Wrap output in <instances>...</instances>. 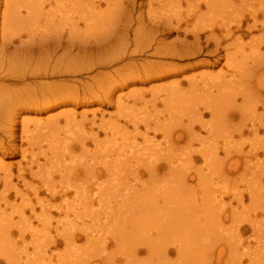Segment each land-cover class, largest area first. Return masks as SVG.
<instances>
[{
    "label": "rangeland",
    "instance_id": "obj_1",
    "mask_svg": "<svg viewBox=\"0 0 264 264\" xmlns=\"http://www.w3.org/2000/svg\"><path fill=\"white\" fill-rule=\"evenodd\" d=\"M32 1L0 0V45L3 44L5 47L0 51V147L3 148L0 153L4 154L0 162L2 160L4 165H9L12 173L10 179L0 181V205L4 210L5 218L18 222V227L24 230L28 226L33 227L36 231L34 237L39 235L42 239L38 237L34 240L33 235H28L26 232L23 236L17 234L16 229H12L13 235L0 242L2 251L10 253V256L8 254L5 256L6 253L5 255L3 253L2 264H60L62 260V264L70 263L67 260L73 254L65 249L66 245L63 243L68 237L67 235L65 236L67 238L61 237L67 229L65 225L76 223L78 231L82 229L80 232L88 228L86 225H92L89 223V218L86 219V214L83 217L78 214L82 211L79 210V195H74L75 191L81 194L92 188V179L89 176L91 173L83 172L85 162L86 165L97 163L94 168L100 171L96 172L97 188L102 190L99 191L101 196L103 195L100 198L107 200L105 203V199L97 200L100 204L98 209L102 220L98 230L103 231L96 233L92 229L96 233L95 236L94 232L89 230L87 237L75 231L76 236L71 240L75 247L74 252L78 251L75 255L81 254L76 257L82 259L80 264L85 262L86 264H264V29L261 30L262 27L258 25L264 14V0H248V5L247 1L240 3V0H232L234 3L230 4V0H213L212 6L209 3L208 8L205 7L204 2L212 0H190L189 3H193L192 5L200 6L194 13L187 8V0H64L65 4L63 0H52L50 4L43 0L44 11L50 18L49 22L41 20L40 23L33 24L35 31L29 35L26 33V30H29L26 28L29 23L27 25L26 23L29 21L27 12L31 13L29 5ZM39 2L41 3L39 10H41L42 0ZM6 10L9 11V16H5L6 23H3ZM253 16L257 19V28L250 32L247 26L252 23ZM88 17L90 20L87 22ZM166 22L173 25L180 22L179 31L167 30ZM156 26H159L158 30ZM224 28H230L232 32L227 39L222 38ZM149 29H153L151 34ZM190 29L199 32L203 47L202 54L190 56L154 54L161 41L168 46L174 44L176 49H179L181 42L192 43L193 38L186 34V31H191ZM19 30H22L21 33ZM210 30L219 38L218 49L212 42L206 41ZM16 33L20 37L16 38L14 36ZM151 36L155 39L153 42L150 41ZM77 37L87 43L79 44L81 42H78L80 39H76ZM29 39L34 44H38L30 54L26 52V48L19 47L20 42L24 43ZM46 39L48 41L44 49H41L39 44ZM216 49L215 55L206 56L208 52ZM73 66L76 70L72 68ZM52 67H54L53 71L50 70ZM6 71L10 73L3 75L2 72ZM218 75H222L221 78L229 81L230 85L221 89L203 87ZM190 78H194L192 84L187 82ZM177 81L182 83L175 88L173 85ZM156 88L164 89L162 93L166 94L163 98H167V104L160 102L159 94L156 92L153 94L152 90ZM219 93L223 95L219 96ZM167 94L174 96L175 100H169ZM59 97L60 100L53 99ZM206 103L217 104L216 107L221 109L220 115L214 117L207 113L204 110ZM236 106H239L241 115L236 114L238 112ZM233 108L236 112L226 118L224 112L234 111ZM69 112L75 113L77 121H81L80 116L85 114L88 122L81 127H67L64 119L58 116L64 113L70 114ZM53 116L60 118L57 126H60L58 129L60 128L61 131L54 130V133L57 131V137L52 133L53 130L43 129V125L37 126ZM93 116L94 126L90 120ZM171 119L172 121L169 122ZM26 120L28 123L25 122ZM253 123L254 128H258L255 134L250 130ZM24 125L29 128L22 127ZM134 125H138V132H135ZM166 125L170 127H167L168 130ZM189 125L196 134L201 135L198 141L189 143L185 135L186 127L188 128ZM7 126L11 133L5 134L3 129L6 130ZM204 127L206 130L203 129ZM80 128L83 134L97 133V138L100 140L96 147L92 141L87 142L86 149L89 152L87 155L80 151L79 145L74 141L77 134L81 135V131L78 132ZM210 129L213 138L212 135L210 137ZM166 132L172 134L169 137L170 142L167 140ZM176 132L182 134V138L173 140V134ZM145 134L147 135L144 136ZM50 135L58 140L59 148H63L69 142L72 144L71 154L66 151L64 155L61 152L55 154L65 156L66 160L60 164L73 166L78 172H64L65 174L39 172L40 177L42 176L40 179L39 174L35 179L31 172H23L24 180L17 179V174L20 173L19 164L26 167L31 158L37 156L42 166L45 160H43L44 156H40L41 152L45 150L49 155L50 152L54 153L53 150L50 152L46 150L48 149L46 140L52 138ZM10 143L13 145L12 148H8ZM133 147L136 149V155L140 153V156L135 158L138 159L137 162L129 156L134 150ZM131 148L133 150L129 151ZM6 149H9L8 152ZM20 152L26 155L25 159ZM118 154L122 156L119 157ZM102 155H106L104 158L110 159L111 162L114 159L110 166L112 172H106L107 170L104 172L101 164L104 159ZM189 155L191 159L188 158ZM93 156L97 158L96 162ZM127 157L131 161L123 165L122 158ZM167 157L170 158L167 159L169 162L173 159V164L178 165L179 172H168L165 164ZM153 160L158 163L157 172H148L144 168L146 162ZM136 163L141 164L135 165ZM129 164L131 167L135 165H133L135 168H132L134 172L131 171ZM122 166L127 168H120ZM0 174L2 179L3 172ZM50 188L53 190L50 194H55L52 199L46 191ZM37 189L40 191L38 192L40 199L49 200L43 204L48 211L47 215L43 213L46 216H40L41 206H38L34 200L33 193ZM15 191L22 196L13 195ZM125 193H130L128 199ZM139 193L141 197L144 196V200H147L145 203L139 201ZM6 194L7 204L3 205L1 195ZM121 197H125L124 202ZM117 200L119 204H121L120 200L123 202L120 208ZM133 201L140 207L139 210L138 208L135 210L137 206L130 203ZM150 202L151 205L148 206ZM31 203L35 204L36 212L40 215L25 220L23 223L25 225L21 226L23 219L21 216L29 217L27 210ZM73 206L76 209L79 207V211L72 210ZM64 213L65 215L67 213V217H64ZM73 213L78 219L72 216ZM148 213L149 215L152 213L151 219L147 218ZM103 216L107 217L103 218ZM47 217L51 218V221H48ZM121 217L126 223L124 227ZM139 219L140 223H137ZM56 220L62 222L59 221L58 225ZM102 222L105 224L103 225ZM132 224L135 226L134 229L138 228V232L133 233L137 230L133 229ZM94 225L97 226L96 223ZM179 226L186 227L187 231H183L185 228ZM119 227L123 228L127 235ZM156 227L160 231H155ZM180 229L182 231H179ZM156 234H161L159 240L155 239ZM183 236L187 237L182 239ZM52 238L53 241L56 239V247H53ZM90 238L94 239L90 240ZM124 241L130 242V245L126 246ZM147 243L151 244L148 246H153L151 251L145 246ZM103 244L101 248L100 245ZM35 250H39V253L45 252V255L39 256ZM65 250L69 252V258L64 255L67 254ZM84 253H87L86 256ZM35 254L41 261L33 260ZM32 255L34 256L31 258ZM74 257L72 256L71 259ZM6 258L9 259L8 262Z\"/></svg>",
    "mask_w": 264,
    "mask_h": 264
},
{
    "label": "bare ground",
    "instance_id": "obj_2",
    "mask_svg": "<svg viewBox=\"0 0 264 264\" xmlns=\"http://www.w3.org/2000/svg\"><path fill=\"white\" fill-rule=\"evenodd\" d=\"M23 1V0H22ZM27 1V0H26ZM51 1L52 0H46V2H48L49 4L51 3ZM57 1H59V0H57ZM77 1V0H76ZM189 1L190 0H187V2H186V4L188 3V9H190L189 11L190 12H192V13H194V11H196V10H198L197 8L198 7H200L199 6V4H196V5H192L191 3H189ZM210 1V0H209ZM215 1V0H214ZM213 0L212 1H210V2H208V1H205L204 2V5H205V7L206 8H208L209 7V3H210V6H212V4H213V2H214ZM229 1V0H228ZM245 1H247V5H248V0H240V3H242V2H244L245 3ZM263 1V0H262ZM56 2V1H55ZM62 2V1H61ZM65 1L63 0V4H65L64 3ZM67 2V1H66ZM218 2V1H217ZM226 2V1H225ZM251 2V1H250ZM25 3V2H24ZM44 3H45V1L43 2V0H42V7H41V10H39V7H40V5H41V3L39 2V0H33L32 1V3H31V5H29V6H31V8H29L30 10H31V13L30 12H27L28 10L27 9H25V10H27L26 12H27V15H28V17H27V20L29 19V21L26 23V25L28 24V26L26 27V28H28L29 30L27 31L26 30V33L27 34H29L30 35V33H34V31H35V25L34 26H32L33 24H36V23H40V21L41 20H44V21H46V22H49L48 20L50 19V18H48L49 17V15H47V13L44 11V7H43V5H44ZM58 3V2H57ZM200 3V2H199ZM223 3V2H222ZM221 3V4H222ZM230 4H233L234 3V1H232V0H230V2H229ZM26 4V3H25ZM224 4V3H223ZM9 5V4H8ZM27 5H28V3H27ZM46 5V4H45ZM246 5V4H245ZM78 6V5H77ZM25 7H26V5H25ZM28 7V6H27ZM65 7V6H64ZM264 7V6H263ZM18 8V7H17ZM20 6H19V10H20ZM194 8V9H193ZM212 8V7H211ZM231 8V7H230ZM58 9H59V7H58ZM29 10V11H30ZM75 10V9H74ZM32 11H33V13H32ZM233 11V10H232ZM9 11L8 10H6L5 11V14H4V19H3V23H6V17H8L9 16V13H8ZM58 12V11H57ZM59 12H61V11H59ZM71 12V11H70ZM187 12V11H186ZM189 12V13H190ZM210 12V11H209ZM12 13V12H11ZM73 13V12H72ZM18 14V13H17ZM191 14V13H190ZM16 15V14H15ZM14 15V16H15ZM26 15V16H27ZM195 15V14H194ZM6 16V17H5ZM18 16V15H17ZM54 16V15H53ZM60 16H63V15H60ZM20 17V16H19ZM102 17V16H101ZM18 18V17H17ZM90 17H88L87 18V22H88V20H90L89 19ZM97 18H98V16H97ZM255 18V19H254ZM19 19V18H18ZM252 23L249 25V26H247V29H248V31H250V32H252V31H254V30H256L255 28H257V19H256V17L255 16H253L252 17ZM11 20H13L12 18H11ZM26 20V21H27ZM14 21H16L15 19H14ZM22 21V19L20 20V22ZM62 21V20H61ZM82 21V20H81ZM92 21V20H91ZM17 22V21H16ZM19 22V23H20ZM46 22H44L45 24H47ZM90 22V21H89ZM259 22V21H258ZM10 23H11V21H10ZM179 23L180 22H177L175 25H173V23L172 24H170V22L169 23H167L166 22V27L168 28H164V29H167V30H170V31H172V30H174L175 32H177V31H179V27H180V25H179ZM260 24H258V25H260V27H262L261 28V30L262 29H264V14H263V18H262V20L259 22ZM96 24V23H95ZM153 24V23H152ZM9 25V24H8ZM23 25H25V23H23ZM97 25V24H96ZM102 26V25H101ZM100 26V27H101ZM163 26V25H162ZM171 26V27H170ZM153 27V26H152ZM157 28V30L159 29V26H156ZM164 27V26H163ZM196 27V26H195ZM3 28V27H2ZM20 28V27H19ZM34 28V29H33ZM39 28V27H38ZM59 28V27H58ZM102 28V27H101ZM104 28V27H103ZM76 29V28H75ZM151 29V28H150ZM149 29V30H150ZM24 30V29H23ZM78 30V29H77ZM125 30V29H124ZM153 30V29H152ZM152 30H150V34H151V31ZM157 30H156V32H157ZM191 30V29H190ZM258 30V29H257ZM21 31L22 30H19V32L21 33ZM61 31V30H60ZM222 31H223V34H222V38L223 39H227V38H229L230 37V35H232L231 33V29L230 28H224V29H222ZM37 32V31H36ZM19 33V34H20ZM71 33V32H70ZM69 33V34H70ZM153 33V32H152ZM191 33V34H190ZM6 34V33H5ZM36 34V33H35ZM71 34H73V33H71ZM186 34H188V35H191V37L193 38L192 40V43L191 42H189V43H186V42H181L179 45H180V47H179V49H176V46L174 45V44H171L170 46H168L167 44H165L163 41H161L160 43H159V46L157 47L158 49H156V51H154V54H157L158 53V55H178V54H183L184 56H190V55H199V54H202V52H203V47H202V45H201V37H200V35H199V32H197V30L195 31L194 29L193 30H191V31H186ZM14 36H16V38L17 37H20L19 35H18V33H16V34H14ZM213 35V32L210 30V34H208V36H207V38H206V41H210V42H212L213 44H214V46L218 49L219 47H220V42H219V38L216 36H214ZM13 37V36H12ZM30 38H31V36H29ZM59 37V36H58ZM7 39H8V37H6ZM15 38V37H14ZM51 38V37H50ZM13 39V38H12ZM76 39H80V41H78V42H81V43H79V44H83V42H84V40L82 41L81 40V38H79V37H77ZM150 39H152V40H150L151 42H153L155 39H153V37L151 36V38ZM11 40V39H10ZM46 41H48L47 39L46 40H44V41H42L40 44H39V47L41 48V49H44V47H45V44H46ZM50 41V40H49ZM55 41V40H54ZM85 43H87V42H84V45H85ZM158 44V43H157ZM209 44V43H208ZM2 45L3 44H1L0 45V51H2V49H4L5 47H4V45H3V47H2ZM35 45L37 46L38 44H34L32 41H31V39H29L28 41H24V43H21L20 42V45H19V47L20 48H26V52L28 53V54H30V53H33V48L35 47ZM31 46H33L32 48H31ZM57 46H58V43H57ZM61 46V45H60ZM178 47V46H177ZM210 47V46H209ZM60 48V47H59ZM215 49V48H214ZM217 49L216 50H213V51H210V52H208V54L206 55V56H212V55H215V53L217 52ZM174 53H177V54H174ZM1 57V56H0ZM61 57V56H60ZM68 58V57H67ZM6 60H8V59H6ZM59 60V59H58ZM217 61H219L218 59H217ZM217 61H215V63H217ZM15 62V61H14ZM57 62V61H56ZM55 62V63H56ZM64 62V61H63ZM79 62H80V60H79ZM54 63V64H55ZM82 63V62H81ZM14 64V63H13ZM19 64V63H18ZM45 64V63H44ZM53 64V63H52ZM78 64V63H77ZM15 65V64H14ZM14 65H13V67H14ZM69 65H71V64H69ZM79 65V64H78ZM6 66V65H5ZM76 66V65H75ZM75 66H73L72 68L74 69L75 68ZM7 67V66H6ZM50 67V66H49ZM69 67H71V66H69ZM82 67V66H81ZM80 67V68H81ZM45 68V67H44ZM47 68V67H46ZM72 68H70V69H72ZM86 68V67H85ZM3 68H1V70H2ZM6 69V68H5ZM38 69H39V67H38ZM78 69V68H77ZM83 69V68H82ZM8 70V69H7ZM40 70V69H39ZM50 70L51 71H53L54 70V67H52V68H50ZM74 70H76V69H74ZM246 70V69H245ZM244 70V71H245ZM10 71V70H9ZM46 71V70H45ZM45 71H43V73L45 72ZM41 72V71H40ZM3 73V75L5 74V73H10V72H8V71H6V72H2ZM13 73V72H12ZM39 73V72H38ZM45 74V73H44ZM2 75V76H3ZM8 75V74H7ZM34 75V74H33ZM22 76V75H21ZM222 76V75H221ZM221 76L220 75H218L216 78H214L213 80H211V81H209V82H207V83H205L204 84V88L205 89H221V88H224V87H226L230 82L229 81H224L223 80V77L221 78ZM2 78V77H1ZM230 78V77H229ZM193 79L194 78H190V79H187V82L190 84H192L193 83ZM231 80V79H230ZM232 81V80H231ZM182 82H176L174 85H173V87H175V88H177L178 86H179V84H181ZM230 85V84H229ZM223 90H225V89H223ZM253 91V90H252ZM152 92H153V94H155V92L157 93V94H159L157 97L158 98H161V100H160V102L162 103V104H167V98H163L166 94L165 93H162V92H164V89H162V88H156V89H154V90H152ZM225 92V91H224ZM256 93V92H255ZM220 94V93H219ZM62 95V94H61ZM168 95V98H169V100H175L174 99V96H172V95H169V94H167ZM221 95H223V93H221L219 96H221ZM64 96H65V94H64ZM68 96V95H67ZM172 97V98H171ZM247 97H248V95H247ZM66 98V97H65ZM68 98V97H67ZM74 99H77V97H73ZM85 98V97H84ZM55 101H57V100H60V97L59 98H53ZM62 99V98H61ZM70 99V98H69ZM53 100V101H54ZM216 100V99H215ZM219 100V99H218ZM245 100H246V98H245ZM65 101V100H64ZM68 101V100H67ZM228 101V100H227ZM47 103L46 104H48V101H46ZM234 103V102H233ZM37 104V103H36ZM46 104H44V105H46ZM212 104V103H211ZM208 104V103H206V105H204V106H206L205 108H204V110L207 112V113H210L212 116H219L220 114H219V112L221 111V109H219V107H216V105L215 104ZM177 106V104L175 105V107ZM174 107V108H175ZM239 107V106H238ZM237 106L235 107L236 109H237V111L238 112H236L235 111V108H233L234 109V111L233 110H231L230 112H227V113H225L224 111V115L226 116V118H229L230 116H233V112H236V114L237 113H239L240 115H241V113H240V110H239V108H238ZM226 110V109H225ZM243 110V109H242ZM242 112V111H241ZM70 113V112H69ZM74 114L75 113H73V112H71L70 114H68V113H64L63 115H60V116H58V117H62L63 119H64V121H65V125H67V127H81V126H83L84 124H85V122H88V120L86 121V115L85 114H82L80 117V119H81V121H77V119H76V117L74 116ZM247 114H248V112H247ZM199 115V114H198ZM201 115V114H200ZM246 115V114H245ZM250 116H252L251 114H249ZM197 116V115H196ZM195 116V117H196ZM58 117L57 116H53V117H49L48 119H46L45 120V122H43L42 124H40L39 122V124H37V126H39V127H42V125L44 126V127H42L43 129H45V128H49V129H51V130H53L52 131V133H54V130H60V128L58 129V127H60V126H57L58 125V123H59V119H58ZM200 118H201V116H199ZM220 118V117H219ZM253 118V117H252ZM256 118V117H255ZM254 118V119H255ZM245 119V118H244ZM91 120V124L94 126V123H95V118H94V116L92 117V119H90ZM152 120V119H151ZM150 120V121H151ZM201 120V119H200ZM10 121V120H9ZM23 121V120H22ZM148 121V120H147ZM172 121V119L171 120H169V122H171ZM24 122V121H23ZM25 122H27L28 123V121L26 120ZM149 122V121H148ZM154 122V121H153ZM198 122V121H197ZM249 122V121H248ZM253 122V121H252ZM191 123V122H190ZM193 124L192 125H194V122H192ZM199 123V122H198ZM223 123V122H222ZM10 124V123H9ZM167 124H168V122H167ZM170 124V123H169ZM248 124V123H247ZM2 125V124H1ZM14 125V124H13ZM131 125V124H130ZM155 125V124H154ZM199 125H201V124H199ZM262 125V124H261ZM6 125H4V127H5ZM36 125H35V127H37ZM103 126H104V124H103ZM105 126H106V124H105ZM225 126V125H224ZM22 127H26V125H24V126H22ZM38 127V128H39ZM65 127V126H64ZM96 127H97V125H96ZM101 127V126H100ZM134 128H136V129H134V130H136L135 132H138V125H134L133 126ZM149 129H150V127L149 126H147ZM165 127V126H164ZM167 127H169V126H167L166 125V128ZM183 127H185V126H183ZM201 127H203V126H201ZM251 131L255 134V133H257V131H258V128L257 127H255L254 128V123L253 124H251ZM10 128V127H9ZM26 128H29V127H26ZM34 128V127H33ZM92 128V127H91ZM94 128V127H93ZM103 128V127H102ZM147 128V129H148ZM170 128V127H169ZM210 128V127H209ZM62 129V128H61ZM64 129V128H63ZM66 129V128H65ZM68 129H70V128H68ZM68 129H67V131H68ZM107 129V128H106ZM124 129V128H123ZM148 129V130H149ZM162 129H163V125H162ZM177 129V128H176ZM203 129H205L206 130V127H204ZM4 131V133L6 134V133H11V131L8 129V126H7V129L5 130V129H3ZM51 130H49V131H51ZM83 130V129H82ZM126 130V129H125ZM166 130H168V128L166 129ZM211 130V129H210ZM239 130V129H238ZM22 131H25V130H22ZM61 131V130H60ZM81 131V128L79 129V131L78 132H80ZM98 131V130H97ZM102 131V130H101ZM127 131V130H126ZM156 131V130H155ZM170 131H173V130H171L170 129ZM25 132H27V131H25ZM40 132V131H39ZM44 132V131H43ZM57 131H55V133H56ZM83 131H81V135L79 136V134H77L78 136V138L77 137H75L73 140L75 141V143H77V145H79V147H80V151L84 154V155H87L89 152H87V147H86V144H87V142L88 141H92V143H93V145L96 147L97 145H98V141H100L98 138H97V133H94V132H92V133H90L89 135L88 134H83L82 133ZM210 132V137H211V135H212V138H213V134H211L212 133V130L211 131H209ZM234 132V131H233ZM45 133H48L47 131H45ZM54 133V135L56 136L57 135V133L55 134ZM85 133H86V131H85ZM154 133V132H153ZM179 132H176V133H174L173 134V140H176V139H180V138H182V134H178ZM215 133V132H214ZM232 133V132H231ZM235 133H237V132H235ZM73 134V133H72ZM71 134V135H72ZM136 134V133H135ZM163 134H164V132H163ZM166 134V136H167V140H168V142H170L171 141V139H169V137L170 136H172V134H170L169 132H166L165 133ZM10 135V134H9ZM53 135V134H52ZM53 135V136H54ZM70 135V136H71ZM147 134H145L144 136H146ZM169 135V136H168ZM185 135L187 136V138L189 139V143L192 141H194V140H196V141H198L200 138H201V135L200 134H196L195 132H194V130H193V128H192V126L191 125H189L188 126V128L186 127V131H185ZM258 135V134H257ZM37 136V135H36ZM35 136V137H36ZM42 137H43V135H41ZM51 136V135H50ZM53 136H51L52 138H50L49 140L47 139L46 140V142L48 141V143H47V148L48 149H46V150H48L49 152L51 151V150H53L54 151V153L53 152H50V155L48 154V153H46V151L45 150H43V152H41V155L40 156H44V159L43 160H45V162L43 163V165L41 166V163H39V159L37 158V156H33L32 158H31V160L25 165L26 167H24V166H22L21 164H19L18 165V172H20V173H18L17 174V179H20L21 181L22 180H24L23 179V177L24 176H22L23 175V172L25 173H27V172H31L32 173V175H33V177H35V179H37L36 177L38 176L37 174H39V172H78L76 169H73L74 167L73 166H70V167H68V166H64V165H62V164H60V163H62L64 160H66V159H64V157L65 156H63L64 155V152L66 151L67 153H69L70 152V150H71V148L73 147L72 146V144H70V142L68 143V145H65L64 146V143L62 144L64 147L62 148H59V143H58V140L55 138V137H53ZM76 136V135H75ZM34 137V136H33ZM57 137V136H56ZM207 137H209V136H207ZM12 138V137H11ZM44 138V137H43ZM72 138H73V136H72ZM164 138V137H163ZM176 138V139H175ZM215 138V137H214ZM38 139V138H37ZM41 139V138H40ZM88 139V140H87ZM206 139H208V138H206ZM67 140H68V138H67ZM165 140V139H164ZM202 140V139H201ZM204 140V139H203ZM41 141V140H40ZM44 141H45V139H44ZM60 141V140H59ZM74 141H72V142H74ZM42 142V141H41ZM135 142V141H134ZM38 144V143H37ZM61 144V143H60ZM173 145V144H172ZM131 146H133V145H131ZM136 146V145H135ZM138 146V145H137ZM13 147V145L10 143V146L8 147V148H12ZM78 147V148H79ZM140 147V146H139ZM170 147V146H169ZM74 148H75V146H74ZM50 149V150H49ZM89 149V148H88ZM133 149H134V147H133ZM132 148H131V150H129V151H132L133 150ZM3 150V148H1L0 147V151H2ZM5 150V149H4ZM7 150H9V149H6V151ZM128 150V149H127ZM138 150V149H137ZM142 150V149H141ZM204 150V149H203ZM12 151V150H11ZM10 151V152H11ZM47 151V152H48ZM95 151H96V149H95ZM134 151V152H133ZM132 152H130L129 153V156L130 157H133V159H134V161L135 162H137L138 161V159L136 160L135 158H138V156H140V153H138L139 155H136L135 153H136V149H134ZM8 152V151H7ZM55 152H61L62 154H59V155H57V154H55ZM93 152V151H92ZM106 153H107V151H105ZM104 152V153H105ZM2 153V152H1ZM0 153V155H1V159H3V156H4V154H1ZM21 154H22V157H23V159H25V156H24V154L22 153V152H20ZM26 153V152H25ZM171 153V152H170ZM169 153V154H170ZM201 153V152H200ZM70 154H71V152H70ZM122 154V153H121ZM124 154V153H123ZM176 154V153H175ZM192 154V153H191ZM35 155V154H34ZM104 155V154H103ZM102 155V157L104 158V157H106V155L105 156H103ZM119 155V154H118ZM168 155V154H167ZM67 156H69V154H67ZM92 156V155H91ZM101 156V155H100ZM122 156V155H121ZM120 155H119V157H121ZM163 156V155H162ZM173 156V155H172ZM171 156V157H172ZM188 156V155H187ZM94 157V156H93ZM98 157H99V155H98ZM113 157H115V156H113ZM117 157V159H119V157L118 156H116ZM142 158V157H141ZM160 158V157H159ZM188 158H190L191 159V157H190V155H189V157ZM92 159V158H91ZM96 157H94V162H96ZM139 159H140V157H139ZM167 159H170V158H166V162H165V164H167L166 166H167V170H168V172H179L178 171V169H180V168H178V165L177 164H173V159H172V161L171 162H169V160H167ZM100 160H102L101 158H100ZM110 159H108V160H106L105 158L102 160V162H101V164H102V168H103V170H104V172H105V170H107L106 172H112V170L110 169V166H111V164L113 163V160L114 159H112V162H111V160L109 161ZM130 160V158L129 157H127L126 159H123L122 158V164L124 165V163H126V164H128V161ZM143 160V159H142ZM125 161V162H124ZM131 161V160H130ZM133 161V162H134ZM140 161H141V159H140ZM139 161V162H140ZM164 161H165V159H164ZM43 162V161H42ZM138 162V163H139ZM145 162V161H144ZM86 163V162H85ZM84 163V166H83V172H90L91 173V175H89L90 177H91V179H92V183H91V185H92V188L90 187V190L88 189V191H86V192H83V193H79V191H75V193H74V195L75 194H77V196H78V201H79V205H80V209H79V207H77V209H76V207L75 206H73L74 208L72 209V210H75V211H79V210H82V211H84V212H82V211H80V213L78 212V214H80V216L81 217H83V215H85L87 218L86 219H88V220H90L89 221V223H91L93 226H94V228H91V227H93L92 225H86V226H88V228L87 229H85V231H82V232H80L82 229H80V231H78L79 230V228L77 227V224L76 223H74V224H66L65 225V228H67L66 230H65V232H64V235H61V234H58V235H61V237L62 236H66L67 235V237H65V238H67L66 240H64V245H66V248L65 249H67L68 251H71L72 252V250H73V253H71L70 252V254L74 257V255L76 254V253H78V251H75L74 252V246L72 245V239H74L75 238V236H76V234H75V231H77V232H80L81 234V236L82 235H84V237L86 236L87 237V235H89V233H90V231L93 229L96 233H98L99 231H103V230H98L99 228L98 227H100L99 225L101 224L100 222L102 221V220H100V216H99V207H98V204L99 203H97V200L99 199H101V200H103L104 201V199H105V201H104V203L106 202V198H100V197H103V195L101 196V194L99 193V191L101 190V189H98L97 188V183H96V180L98 181V179L96 178V172H100L99 170H96V169H94L95 168V166H97V163H93L92 162V164L91 165H86ZM99 163V162H98ZM119 163V162H118ZM120 163V164H121ZM132 163V162H131ZM138 163H136L135 165H140V164H138ZM147 163V165H145V169L148 171V172H157V166H158V163L157 162H155L154 160L153 161H150V162H146ZM125 164V165H126ZM86 165V166H85ZM134 165V164H133ZM132 165V167L130 166V164H129V167H131V171L132 172H134V166ZM81 166V167H82ZM119 166H121V165H119ZM128 166V165H127ZM72 167V169H70ZM125 167V166H124ZM123 166L122 167H120V168H124ZM134 167V168H133ZM140 167V166H139ZM105 168V169H104ZM119 168V167H118ZM125 168H127V167H125ZM133 168V169H132ZM141 168V167H140ZM117 169V168H116ZM115 169V170H116ZM129 170H130V168H129ZM119 171H120V169H119ZM123 171V170H122ZM124 171H126V170H124ZM128 171V170H127ZM137 172H138V170H136ZM0 172H3V178L1 179V174H0V181L1 180H3V179H10L11 177H12V173H11V169H10V167H9V165L7 166V165H4L3 163H2V160H1V162H0ZM103 172V171H102ZM115 172V171H114ZM121 172V171H120ZM129 172V171H128ZM86 173V174H87ZM65 174V173H64ZM178 174H180V173H178ZM181 174H183L184 175V173H181ZM189 174V173H188ZM43 175V174H42ZM100 175V174H99ZM186 175V174H185ZM199 175V174H198ZM198 175H197V177H198ZM44 176V175H43ZM179 177V176H178ZM177 177V178H178ZM184 177H186V176H184ZM40 178H42V176L40 177V174H39V179ZM46 178H48V177H46ZM38 179V180H39ZM89 179V178H88ZM114 179V178H113ZM197 179H199V177L197 178ZM47 180V179H46ZM86 180V179H85ZM84 180V181H85ZM179 180H180V177H179ZM182 180V179H181ZM43 181V180H42ZM48 181V180H47ZM63 181V180H62ZM4 182V181H3ZM2 182V183H3ZM50 182V181H49ZM87 182V181H86ZM24 183V182H23ZM67 183V182H66ZM4 185H5V183H3ZM8 184H10V183H8ZM75 184V183H74ZM86 184V183H85ZM89 184V183H88ZM88 184H87V186H88ZM187 184V183H186ZM185 184V185H186ZM109 185V184H108ZM111 185V184H110ZM47 186V185H46ZM46 186H44V189H45V187ZM65 186V185H64ZM116 186H118L117 184H116ZM115 186V187H116ZM143 186V185H142ZM8 187V186H7ZM40 187V186H39ZM82 187V186H81ZM89 187V186H88ZM110 187V186H109ZM120 187V186H119ZM144 187V186H143ZM187 187V186H186ZM63 188V187H62ZM61 188V189H62ZM84 188H86V187H84ZM99 188H101L100 186H99ZM117 188V187H116ZM128 188V187H127ZM3 189H5V188H3ZM12 189V188H11ZM7 190V189H6ZM78 190H80L79 189V187H78ZM81 190H83V189H81ZM98 190V191H97ZM112 190V189H111ZM110 190V191H111ZM46 191H47V193H48V195L51 197V199L52 198H54V196H55V194H50V191L51 192H53V190H51V188L48 190V189H46ZM83 191H85V190H83ZM109 191V192H110ZM146 191V190H145ZM2 192V191H1ZM3 192H5V191H3ZM7 192V191H6ZM38 192H40L38 189L37 190H34V197H35V202H36V204H38V206H41L40 208H41V211L42 212H40L42 215H40V213L39 214H37V212H36V209H35V207H34V205L35 204H33V203H31L30 204V206H29V210H27L28 212H29V217H25V216H21L23 219H21L22 220V223H21V226L22 225H25V224H23L24 222H25V220H27V219H30V218H32V216H46L47 215V213H48V211L46 210V208H45V206L43 205L45 202H47V201H49V200H45L44 198V200L43 199H40V196H39V193ZM64 192H65V190H64ZM101 192H102V190H101ZM120 192V191H119ZM127 192V191H126ZM141 192V191H140ZM9 193V192H8ZM79 193V194H78ZM104 193V192H103ZM133 193H136L135 191H133ZM138 193V192H137ZM1 194V193H0ZM5 194V193H4ZM19 194V192H17V191H15V193L13 194V195H18ZM23 194V193H22ZM57 194H59V193H57ZM107 194V193H106ZM126 194V193H125ZM128 194H130V193H128ZM128 194H126V199H128ZM20 195V194H19ZM18 195V196H19ZM112 195V194H111ZM119 195V194H118ZM117 195V196H118ZM134 195V194H133ZM136 195V194H135ZM138 195V194H137ZM136 195V196H137ZM20 196H22V195H20ZM64 196H65V194H64ZM77 196H76V198H77ZM113 196V195H112ZM132 196V195H131ZM139 196H140V193H139ZM146 196V195H145ZM241 196V195H240ZM60 197V196H59ZM61 197H62V195H61ZM75 197V196H74ZM107 197V196H106ZM125 197H123V198H125ZM147 197V196H146ZM261 197V196H260ZM25 198H26V196H25ZM67 198V197H66ZM120 198V197H119ZM123 198L121 197V200L123 201ZM140 199H139V201H144V203L147 201L146 199L144 200V196H140L139 197ZM74 199V198H73ZM1 200H2V202L4 203L3 205H5V204H7V203H5L7 200H8V196H7V194L6 195H1ZM63 200V199H62ZM119 200V199H118ZM118 200H117V203H118ZM119 201L121 204H119V208H120V205L122 206V204H123V202L122 201ZM131 200H134V199H131ZM171 200H172V197H171ZM257 200V199H256ZM29 201V200H28ZM114 201V200H113ZM126 201V200H125ZM149 201V200H148ZM175 201V200H174ZM100 202V201H99ZM102 202V201H101ZM129 202V201H128ZM134 202V201H133ZM130 202V203H132V205H136L137 207H136V209L135 210H137V208H138V210L140 209V207L134 202ZM28 203V202H27ZM62 203H64L63 201H62ZM114 203V202H113ZM112 203V204H113ZM48 204V206H49V203H47ZM66 204V203H65ZM101 204H103V203H101ZM111 204V203H110ZM172 204V203H171ZM58 205V204H57ZM64 205V204H63ZM78 205V206H79ZM100 205V204H99ZM104 205V204H103ZM125 205V204H124ZM147 205V204H146ZM151 205V202L149 203V205L148 206H150ZM108 206H111V205H108ZM170 206V205H169ZM173 206V205H172ZM177 206V205H176ZM60 207H61V205H60ZM67 207V206H66ZM68 207H69V205H68ZM72 207V206H71ZM152 207H153V205H152ZM39 208V207H38ZM58 208H59V206H58ZM124 208V207H123ZM142 208V207H141ZM144 208V207H143ZM147 208V207H146ZM6 209V208H5ZM49 209V208H48ZM50 209H51V207H50ZM60 209V208H59ZM70 209V208H69ZM68 209V210H69ZM79 209V210H78ZM110 209V208H109ZM125 209V208H124ZM68 210H66L67 212H68ZM86 210V211H85ZM102 210V209H101ZM104 210V209H103ZM106 210H107V207H106ZM120 210V209H119ZM127 210V209H126ZM146 210H148V208L146 209ZM3 209H1V205H0V242H1V240H3L4 238H8V237H10V236H12L13 235V233H14V231L12 230V229H16V233L17 234H20V235H23L24 236V234L27 232L28 233V235L30 234L31 236L33 235V237L35 236L34 234H36L35 232V229L33 228H31V226H28V224H27V226H28V228L26 227L25 228V230L24 229H22V228H20V227H18V222H15V221H13V220H11V219H7V218H5L4 216H3ZM17 211V210H16ZM140 211H142V210H140ZM143 211H144V209H143ZM150 211V210H149ZM23 212V211H22ZM108 212V211H107ZM43 213L44 214H46V215H43ZM71 213V212H70ZM75 213H77V212H75ZM75 213H73V217L75 218V219H78V216L76 217L75 216ZM126 213H127V211H126ZM129 213V212H128ZM161 213V212H160ZM170 213V212H169ZM16 214V213H15ZM72 214V213H71ZM144 214H146L145 212H144ZM152 214V213H151ZM151 214L149 215V213L147 214L148 215V217L147 218H149V219H151ZM162 214V213H161ZM25 215V214H24ZM119 215V214H118ZM111 216V215H110ZM124 216V215H123ZM122 216V217H123ZM150 216V217H149ZM14 217V216H13ZM20 217V218H21ZM64 217H67V213H66V215H65V213H64ZM63 217V218H64ZM104 217H107V216H103V218ZM122 217H121V219H122ZM35 218V217H34ZM48 218V217H47ZM46 218V219H47ZM62 218V219H63ZM116 218V217H115ZM125 218L127 219V216H125ZM124 218V219H125ZM49 220L48 221H51L50 219L51 218H48ZM109 219V218H108ZM145 219H146V217H145ZM148 219V220H149ZM152 219H153V217H152ZM54 220V219H53ZM66 220V219H65ZM81 220V219H80ZM118 220V219H117ZM148 220H146V221H148ZM237 220V219H236ZM60 221V223L62 222L61 220H59ZM58 220H56L55 222H59ZM85 221V220H84ZM88 222V221H87ZM87 222L85 223V224H87ZM106 222V221H105ZM134 222V221H133ZM142 222V221H141ZM148 222H150V220L148 221ZM29 223V222H28ZM45 223H47V222H45ZM64 223V222H63ZM97 224V226L95 227V225L94 224ZM103 223V222H102ZM107 223V222H106ZM122 223L124 224L125 222L123 221V219H122ZM121 223V224H122ZM137 223H140V219H139V221L137 222ZM105 223H103V225H104ZM115 224H117L116 222H115ZM121 224H120V226H121ZM126 224V223H125ZM125 224L124 225H122L123 227L125 226ZM130 224V223H129ZM149 224V223H148ZM181 224V223H180ZM256 224V223H255ZM31 225V224H30ZM58 225H59V223H58ZM84 225V224H83ZM131 225V224H130ZM242 225V224H241ZM47 226V225H46ZM55 226H57V224L55 225ZM64 226V225H63ZM75 226V227H74ZM119 226V225H118ZM132 226H133V229H134V224H132ZM131 226V227H132ZM137 226V225H136ZM173 226V225H172ZM258 226V225H257ZM61 228H62V226H60ZM81 227H83V226H81ZM84 227H85V225H84ZM111 227V226H110ZM131 227H130V229H131ZM180 227V226H179ZM46 228V227H45ZM64 228V227H63ZM175 228H176V225H175ZM180 228H185L183 231H185L186 230V227H180ZM44 229V228H43ZM117 229V228H116ZM119 229H120V227H119ZM123 231H125L123 228H121ZM120 229V230H121ZM127 229V228H126ZM138 229V228H137ZM137 229H134V230H137ZM63 230V229H62ZM74 230V231H73ZM90 230V231H89ZM92 230V231H93ZM118 230V229H117ZM149 230V229H148ZM160 231V229L158 228L157 229V227H156V230L155 231ZM44 231V230H43ZM42 231V232H43ZM57 231V227H56V229H55V232ZM93 231V232H94ZM111 231V230H110ZM177 231V230H176ZM179 231H182V229H180ZM187 231V230H186ZM47 232V231H46ZM45 232V233H46ZM74 232V233H73ZM94 232V235L96 236V233ZM119 231H117V233H118ZM126 232V231H125ZM125 232H124V234H125ZM136 232H138V230L137 231H134L133 233H136ZM48 233V232H47ZM46 233V234H47ZM92 233V232H91ZM141 233V232H140ZM187 233V232H186ZM239 233V232H238ZM254 233V232H253ZM93 234V233H92ZM113 234H115V233H113ZM129 234H130V232H129ZM43 235V234H42ZM48 235V234H47ZM126 235H127V232H126ZM165 235H166V233H165ZM187 235V234H186ZM45 236V235H44ZM79 236V235H78ZM138 236H139V234H138ZM153 236V235H152ZM151 236V237H152ZM159 236H161V234H156V236H154L155 237V239H157ZM188 236V235H187ZM186 236V237H187ZM38 237H41V236H37V237H34V240H35V238H36V240H37V238ZM117 237H119V236H117ZM124 237V236H123ZM126 237V236H125ZM185 236H183V238L182 239H185L184 238ZM29 238H31V237H29ZM63 238V237H62ZM70 238V239H69ZM95 238V237H94ZM93 238V239H94ZM97 238V237H96ZM137 238V237H136ZM141 238V237H140ZM167 238V237H166ZM193 238H196V237H193ZM41 239H42V237H41ZM70 241H69V240ZM92 238H90V240H93ZM163 239V238H162ZM177 239V238H176ZM45 240V239H44ZM49 240V239H48ZM88 240V239H87ZM123 240V239H122ZM128 240V239H127ZM126 240V241H127ZM158 240H159V238H158ZM174 240V239H173ZM178 240V239H177ZM188 240V239H187ZM51 241V240H50ZM52 241H53V238H52ZM51 241V242H52ZM69 241V242H68ZM103 241H105V240H103ZM121 241V240H120ZM126 241H124L123 243H125ZM137 241V240H136ZM144 241V240H143ZM179 241H180V238H179ZM38 242V241H37ZM43 242V241H42ZM76 242V241H75ZM89 242V241H88ZM113 242H115V241H113ZM163 242H164V240H163ZM174 242V241H173ZM46 243H47V240H46ZM50 243V242H49ZM48 243V244H49ZM70 243V244H69ZM104 243V242H103ZM106 243V242H105ZM122 243V242H121ZM130 243V242H129ZM128 242L127 243H125V244H127L126 246H128V244H129ZM151 243V242H150ZM150 243H147L145 246H147V249L149 250V251H151V247H153V246H148V245H151ZM170 243V242H169ZM36 244V243H35ZM45 244V243H44ZM43 244V245H44ZM52 244H53V247H56L55 245H56V239L52 242ZM73 244H75L74 242H73ZM171 244V243H170ZM2 245V244H1ZM4 245V244H3ZM6 245V244H5ZM122 245V244H121ZM130 245V244H129ZM172 245V244H171ZM38 246V245H37ZM77 247H78V245H76ZM94 246V245H93ZM101 246H104V244L103 245H100V247ZM122 246H124V245H122ZM138 246V245H137ZM184 246V245H183ZM187 246V245H186ZM45 248H46V244H45V246H44ZM48 247V246H47ZM76 247V248H77ZM89 247V246H88ZM87 247V248H88ZM125 247V246H124ZM143 247H144V245H143ZM35 248V247H34ZM37 248V247H36ZM101 248H103V247H101ZM101 248H99V249H101ZM123 248V247H122ZM137 248V247H136ZM179 248V247H178ZM79 249V248H78ZM92 249H94V247L92 248ZM138 249V248H137ZM146 249V250H147ZM177 249V248H176ZM77 250V249H76ZM80 250H81V247H80ZM103 250H105V249H103ZM125 250V249H124ZM135 250V249H134ZM179 250V249H178ZM202 250V249H201ZM24 251H26V250H24ZM36 251V250H35ZM39 251V250H38ZM38 251H36L37 253V255L39 254V256L42 254V255H45L44 253H39ZM41 251V250H40ZM66 251V250H65ZM68 251H66L67 252V254H64V255H67V257L66 258H69L68 256H70V255H68L69 254V252ZM82 251V250H81ZM81 251H79V252H81ZM87 251V250H86ZM101 251V250H100ZM165 251H167V250H165ZM165 251H163V252H165ZM92 251H91V249H90V253H91ZM124 252V251H123ZM139 252V250L137 251V253ZM168 252V251H167ZM177 252H179V251H177ZM176 252V253H177ZM188 252V251H187ZM3 253H4V255H5V253H6V255L5 256H10V253H7V252H3L2 251V247L0 246V264H2L3 263ZM60 253V252H59ZM100 253V252H99ZM103 253H105L104 251H103ZM130 253V252H129ZM136 253V252H135ZM153 253H155V252H153ZM194 253V252H193ZM220 253V252H219ZM8 254V255H7ZM34 254V253H33ZM35 254V256L34 255H32L31 256V258L34 256V258H33V260H35V262H37L36 260H38V261H41L40 260V258L39 257H37V255ZM57 254V253H56ZM62 254H63V252H62ZM85 254V256H86V254L87 253H84ZM16 255V254H15ZM52 255V254H51ZM60 255V254H59ZM81 254H77V255H75V257L73 258V259H71L72 258V256L67 260L68 262H70L69 264H77V263H79L80 264V262L82 261V259L80 260V257L77 259L76 257L77 256H80ZM127 255V254H126ZM130 255V254H129ZM132 255V254H131ZM155 255V254H154ZM156 255H158V252H157V254ZM163 255V254H162ZM198 255V254H197ZM222 255V254H221ZM26 256H27V254H26ZM84 256V257H85ZM153 256V255H152ZM186 256V255H185ZM11 257L13 258V255L11 254ZM16 257V256H15ZM14 257V258H15ZM37 257V258H36ZM44 257V256H43ZM59 257V256H58ZM164 257V256H163ZM8 258H10V257H8ZM16 258H18V257H16ZM63 258V257H62ZM76 258V259H75ZM82 258H83V256H82ZM125 258V257H124ZM189 258V257H188ZM196 258V257H195ZM259 258V257H258ZM47 259V258H46ZM5 260H7V262H8V260L9 259H5ZM44 260H45V258H44ZM58 260H60V259H58ZM57 260V261H58ZM127 260V259H126ZM190 260V259H189ZM48 261V260H47ZM63 261V260H62ZM62 261H61V263L60 264H62ZM65 261V260H64ZM7 262H5V263H7ZM15 262H17V260L15 261ZM44 262H46V261H44ZM83 262H85V261H83ZM12 263V262H11ZM65 262H63V264H64ZM91 263V262H90ZM108 263V262H107ZM57 264V263H56ZM66 264V263H65ZM68 264V263H67ZM82 264V263H81ZM85 264H86V262H85Z\"/></svg>",
    "mask_w": 264,
    "mask_h": 264
}]
</instances>
